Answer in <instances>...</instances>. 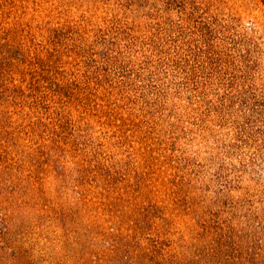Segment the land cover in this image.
<instances>
[{
	"label": "rangeland",
	"instance_id": "1",
	"mask_svg": "<svg viewBox=\"0 0 264 264\" xmlns=\"http://www.w3.org/2000/svg\"><path fill=\"white\" fill-rule=\"evenodd\" d=\"M255 90L263 0H0V264H264Z\"/></svg>",
	"mask_w": 264,
	"mask_h": 264
},
{
	"label": "trees",
	"instance_id": "2",
	"mask_svg": "<svg viewBox=\"0 0 264 264\" xmlns=\"http://www.w3.org/2000/svg\"><path fill=\"white\" fill-rule=\"evenodd\" d=\"M238 99L246 110V116L242 118L239 126L240 135L247 142H254L256 139H260L264 144V90L240 93Z\"/></svg>",
	"mask_w": 264,
	"mask_h": 264
}]
</instances>
